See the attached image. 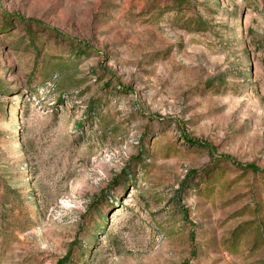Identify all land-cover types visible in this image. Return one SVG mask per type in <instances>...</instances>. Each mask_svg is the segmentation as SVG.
Returning a JSON list of instances; mask_svg holds the SVG:
<instances>
[{
  "label": "rangeland",
  "instance_id": "1",
  "mask_svg": "<svg viewBox=\"0 0 264 264\" xmlns=\"http://www.w3.org/2000/svg\"><path fill=\"white\" fill-rule=\"evenodd\" d=\"M247 164L264 0H0V264H264Z\"/></svg>",
  "mask_w": 264,
  "mask_h": 264
},
{
  "label": "trees",
  "instance_id": "2",
  "mask_svg": "<svg viewBox=\"0 0 264 264\" xmlns=\"http://www.w3.org/2000/svg\"><path fill=\"white\" fill-rule=\"evenodd\" d=\"M230 161H232V160L230 159ZM235 165H237V164H235ZM242 167L245 169L252 170L254 172H261L262 174H264V171L258 169L254 164H247V165L242 166ZM69 259H70V253H68L66 256L60 258L55 264H67L69 262Z\"/></svg>",
  "mask_w": 264,
  "mask_h": 264
}]
</instances>
